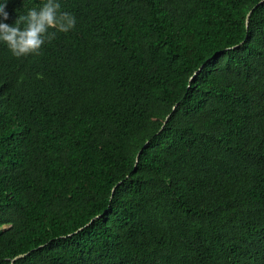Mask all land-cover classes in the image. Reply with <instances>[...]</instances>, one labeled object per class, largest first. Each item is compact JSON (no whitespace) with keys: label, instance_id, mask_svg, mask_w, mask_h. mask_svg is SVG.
Returning a JSON list of instances; mask_svg holds the SVG:
<instances>
[{"label":"trees","instance_id":"1","mask_svg":"<svg viewBox=\"0 0 264 264\" xmlns=\"http://www.w3.org/2000/svg\"><path fill=\"white\" fill-rule=\"evenodd\" d=\"M58 2L0 43V264H264V0Z\"/></svg>","mask_w":264,"mask_h":264},{"label":"clouds","instance_id":"2","mask_svg":"<svg viewBox=\"0 0 264 264\" xmlns=\"http://www.w3.org/2000/svg\"><path fill=\"white\" fill-rule=\"evenodd\" d=\"M8 0L0 3V43L11 51L13 56L25 57L40 55L43 45L56 38V33H68L76 26V18L67 12H61L58 0H44L39 8H31L24 15H18L14 24L6 10ZM54 29L55 31H49Z\"/></svg>","mask_w":264,"mask_h":264},{"label":"water","instance_id":"3","mask_svg":"<svg viewBox=\"0 0 264 264\" xmlns=\"http://www.w3.org/2000/svg\"><path fill=\"white\" fill-rule=\"evenodd\" d=\"M261 1H263V0H261ZM249 15H250V13L247 14V23H248V21H249ZM198 71H199V69H198L196 72H198ZM196 72H195V73H196ZM167 119H168V117L166 118L165 121H167ZM146 143H147V142H146ZM136 163H137V162H136ZM25 254H26V253H20V254L16 255L15 257H13L12 260H11V264H14V261H15L16 259H18V258L24 256Z\"/></svg>","mask_w":264,"mask_h":264}]
</instances>
